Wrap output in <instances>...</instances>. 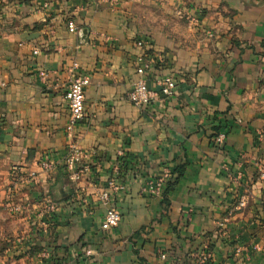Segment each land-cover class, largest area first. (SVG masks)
Here are the masks:
<instances>
[{
    "label": "crops",
    "instance_id": "0c3cea01",
    "mask_svg": "<svg viewBox=\"0 0 264 264\" xmlns=\"http://www.w3.org/2000/svg\"><path fill=\"white\" fill-rule=\"evenodd\" d=\"M140 56L172 96L129 101ZM84 75L68 133L64 93ZM71 143L90 154L79 181ZM262 171L264 0H0V264H264ZM109 176L121 219L101 230Z\"/></svg>",
    "mask_w": 264,
    "mask_h": 264
},
{
    "label": "built area",
    "instance_id": "2783aa9c",
    "mask_svg": "<svg viewBox=\"0 0 264 264\" xmlns=\"http://www.w3.org/2000/svg\"><path fill=\"white\" fill-rule=\"evenodd\" d=\"M44 2L42 7H46ZM69 31L75 30V25L71 22L68 24ZM136 44L140 47L149 44V40L145 37H137ZM36 54L37 51L34 50ZM139 65L135 68L136 77L133 81L132 88L128 93L129 101L138 107L147 106L151 104L154 98L160 94L163 98H168L175 93L177 80L172 74H164L157 77L154 81L156 87L149 85L146 78V72L149 67V60L144 56L139 57ZM89 84V77L87 75L73 77L64 93V99L69 109V116L67 119L66 130L71 133L76 123L83 120L85 116V95L84 88ZM224 133L220 132L217 135V139L223 140ZM90 154L81 151L74 143L70 144L63 158V167L68 173L69 178L72 181H79L83 176L91 170V164L88 162ZM54 166L51 160L45 159L39 163V167L43 170L50 169ZM118 165L113 166V171L118 170ZM29 175L33 177L34 172H30ZM261 177L264 178V171L261 172ZM145 185L155 193H159L161 190L160 182L153 180H146ZM124 185L121 184L113 176L107 177L97 191V199L104 208L103 218L100 223L101 230H108L116 227L121 219L120 212L112 206L113 195L119 190L123 189ZM43 211L48 217L56 214L57 204L45 196L41 201ZM244 204V200H240V205ZM11 211L19 213L22 210L20 204H12ZM86 255L90 254V250H86ZM209 257V255L207 256ZM161 259H166L165 253L160 254ZM205 262V257L202 258V263ZM79 264H87L86 260H81Z\"/></svg>",
    "mask_w": 264,
    "mask_h": 264
},
{
    "label": "trees",
    "instance_id": "16d2710c",
    "mask_svg": "<svg viewBox=\"0 0 264 264\" xmlns=\"http://www.w3.org/2000/svg\"><path fill=\"white\" fill-rule=\"evenodd\" d=\"M177 179H178V177L169 180L168 186L165 187V191H164L165 193L168 192L171 189L172 184L175 183L177 181Z\"/></svg>",
    "mask_w": 264,
    "mask_h": 264
}]
</instances>
